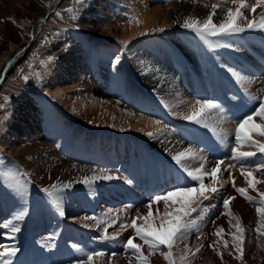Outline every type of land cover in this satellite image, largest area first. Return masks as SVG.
<instances>
[{"label":"bare ground","instance_id":"1","mask_svg":"<svg viewBox=\"0 0 264 264\" xmlns=\"http://www.w3.org/2000/svg\"><path fill=\"white\" fill-rule=\"evenodd\" d=\"M76 1L0 0V4L3 5L0 7V23L2 22L0 34L3 35L5 29H9L13 34L17 30L23 34L28 33L30 29L35 31L38 27L37 19L35 20L37 13L46 16L52 10L54 12V9L69 8L70 4L74 5ZM101 1L105 7L107 0ZM112 2L116 6L112 14L109 15L103 11L101 13L109 20L108 25L101 29L102 34L105 40L115 41L126 49L122 53H124L125 60L129 62L124 61L126 63L123 67L114 69V73L120 78L125 75V69L128 67L132 73V75L129 73V77L131 75L135 78L136 83L126 84V87L120 92L118 100H108L102 97L105 92H108L104 86H107L106 81L112 74L106 72L107 65L103 62L106 54L101 52V44L94 45L91 40L92 26L85 25L82 28L84 29L83 34L88 39L87 41L84 38L82 45L87 50L84 55L88 59L92 58L96 67L86 64V68L80 73L72 68L71 61L69 62L77 56L71 49L74 42L78 40L73 31H67L64 40H59L58 35L55 36L53 47L57 48V45H62L61 52L56 53L57 58L49 59V52L46 51L42 52L41 56L31 53L27 57L29 65L21 64L26 59V54L16 53L18 46H8V51L0 62V70L3 67L9 68L7 70V74L11 72L9 78L14 80L18 78V82L25 86L29 93L24 98L21 109H18L20 123H17L13 129L19 127L24 133L23 135L29 136V138L25 140L23 137H17L13 130L0 129L1 159H12L11 162H16L23 170L29 172L35 185L40 187H49L57 180L63 183L72 181V187L65 189L63 194L62 206L65 211L69 209L67 192L77 188L82 191L87 190L90 186L78 181L82 180L84 176H91L94 171L99 174L101 170H104L118 176L119 179L97 180L91 187L97 186L101 192L106 193L109 189H113L110 185H118L120 189L128 191V196L126 200L124 199L127 202V200L132 201L133 199H148L151 194L163 192L172 184L182 182L181 171L171 159V155L183 151L187 147H192L197 154L205 157V166L210 169L215 165V161L200 146L205 139L211 138L218 145L220 159L225 161L221 168L227 170L223 171V176L220 178L223 187L217 183L220 191L213 194L211 200L201 201L205 211L199 214L193 213L197 224L190 230L185 243L193 250L199 244H203L204 247L200 253L191 257L190 264H264V247L260 246L264 245V239L257 241L254 233L256 205L240 196L232 187L233 181L229 179V174H231L236 187L247 188L248 194L251 196L257 195L256 191L248 188L240 173L239 165L228 167L233 163L229 158V149L234 146L232 133L237 120H232L223 113L220 114L222 118L218 119L217 124L220 137L213 136L209 130L192 123L187 124L184 128H181L180 124L182 115L189 112L190 103L195 102L191 96L206 94L203 83L209 86L215 85V91L219 94L228 92L226 88L233 92H243L248 98L246 103L241 104L234 100L241 108L242 113L252 107L254 101L251 100V97L264 98V91H261L264 89V73L252 76L245 68L246 63L244 62L248 61L255 65V59L259 58L257 55L260 54L264 58V42L262 44L258 42L264 41V32L245 31L231 36L209 37L208 39L214 45L209 48L208 44L201 40L196 33L181 25L183 19L189 15L201 19L206 18L211 12V5L220 3V0H112ZM123 2L127 7L126 12H121ZM157 3H163L164 6L157 7ZM226 7L234 6L228 4L225 5ZM6 9L7 11H5ZM32 12L36 13L32 16L30 15ZM261 12H264V7H258L255 13L247 14L251 18L255 16L258 19ZM223 14L224 9H218L214 21L219 22L223 18ZM129 17H136V19L130 22ZM7 19L17 24L16 27L7 23ZM159 28H164L168 39H170L165 45H161L154 38H145L147 45L143 51L134 52L144 36L156 34ZM47 31L50 33L51 28H48ZM4 32L7 33V31ZM40 33H42L41 30ZM124 41H128L126 46L123 44ZM71 42L73 43L71 44ZM242 42L252 45L256 53L252 56L241 53L239 44ZM179 46L182 47L184 59L182 57L180 59V55H176L177 59H174L177 64H174L176 66L173 68L171 66L173 61L168 54L176 51ZM90 47L94 50L93 57L90 56L92 54ZM66 48H68L67 51ZM229 52L236 53L229 55ZM193 55L202 60L201 68L198 72L187 74L183 68L191 64ZM226 57L231 58L229 64H221V61ZM147 63L157 64L160 66V70H163L162 72L157 71L158 73L155 71L156 76L160 77L159 75H161L160 84L156 85L153 81V78L156 77L150 76L149 70L144 68ZM229 68L237 72L240 78L233 76L228 71ZM260 69L264 72L258 66V70ZM182 70L184 71L181 73L182 75H178L177 72ZM86 71L88 72L86 73ZM24 77H28V79L25 80ZM183 83L189 86V93L183 89ZM133 85L135 94L129 90V87L133 88ZM79 86L84 89V95L72 101L66 99L67 94L77 90ZM118 86L117 84L115 87ZM95 93L102 94L101 98L93 97ZM3 94L4 92H2ZM134 96L140 100L151 101L153 106L147 105L148 115H153V118L160 116L159 119L152 120L131 115L129 111L118 106L122 100H128V98L131 100L130 97ZM33 97L35 101H31ZM12 99L9 97L2 99L4 103L0 104V125L2 121L5 122V119L7 122L12 119V116L8 115L5 110L6 104ZM35 105H38L39 115H41L37 127L33 126L35 119H27L28 116L35 113L33 111ZM30 106L32 107L30 108ZM23 112H26V115ZM23 115L26 119H23ZM155 121L160 123L156 124ZM256 122L259 123L258 118ZM46 125L50 127L48 138L59 143L57 149L64 153L63 158L56 153L57 150L53 148L52 144L46 143L45 140H39L45 133V129L42 130V128ZM53 128L55 130L58 128L56 130L58 137ZM157 128L163 129V133L153 137L147 135L148 132H155ZM176 128L191 133L192 140L189 141L181 136L175 130ZM205 131H208L209 134L205 135ZM252 138L264 143V138L260 136L254 135ZM242 150L257 152V149L253 147H244ZM262 162H264V155L257 152V155L248 162V170L262 166ZM200 163L201 161L196 159L184 161V164L190 169L199 167ZM0 172L4 173L2 167H0ZM253 175L255 179L264 181V171L254 172ZM128 180H131L132 183H127ZM205 183H210V181L206 180ZM127 185L129 189L126 190ZM256 187L259 191L264 192V183H259ZM191 195L194 196L195 193ZM106 196L111 198L110 194H106ZM227 197H235L230 203L231 211L241 218L242 224L247 230L242 261L234 258V255L231 254L235 253L231 242L228 249L224 248L222 242L218 245L223 256L222 259L209 247L217 239L212 233L220 225L225 229L224 238L231 240V237L227 235L229 217L223 208V199ZM86 199V211L82 212L80 216L69 211L70 213H66V215L73 216L66 218L60 216L52 207L43 191L40 192L38 201H28L13 192L8 184L3 183V178H0V252L3 251L4 246L15 245L19 251L11 258L12 264H78V261L92 250L104 251L108 254L97 260L96 264H109L110 259L111 264H129L130 260L131 264H137L131 250L124 248V243L133 234V230L131 228L121 230L119 227L120 222L130 223L137 212L132 214L129 212V208L125 210L126 205L120 202L123 198L117 200L118 202L116 200L108 202L103 198L102 204L95 202L96 199L93 200V198L86 197ZM173 199L179 200L180 197H173ZM119 202L121 207H117ZM22 207L27 209L26 216L23 220H14L15 213ZM157 208L162 214L163 203L153 205V217H156L158 226ZM146 209V207L141 208L139 213L144 215ZM12 216L13 218L9 219ZM85 216H94L104 221H111L118 216L119 222L108 228V236L111 237L117 232L121 233L120 236L117 239H101L105 225L97 227L95 221L84 220ZM9 221L20 229L14 234V238H11L10 229L4 227V223ZM137 223H142V221L137 220ZM53 228H57L59 231H51ZM197 236L201 237L200 240H197ZM134 242L142 243L138 238ZM183 247L182 243L180 248L183 249ZM143 251L147 254L146 246ZM113 252L117 255L110 257ZM150 264H166V261L157 254L150 258Z\"/></svg>","mask_w":264,"mask_h":264},{"label":"snow or ice","instance_id":"2","mask_svg":"<svg viewBox=\"0 0 264 264\" xmlns=\"http://www.w3.org/2000/svg\"><path fill=\"white\" fill-rule=\"evenodd\" d=\"M231 4L234 7H226L225 5ZM207 7V5H205ZM258 7H264V0H220V3H214L211 5V12L206 18H198L194 16H186L183 19L182 27L189 29L196 33L209 48L214 45L208 39L209 37H225L231 36L245 31H262L264 32V12H261L259 18L255 16L249 18L247 13H255ZM224 9L223 18L219 22L214 21V16L217 15L218 9ZM136 17H129V21L135 20ZM139 22V21H137ZM156 29H153L155 31ZM163 31L164 29H158ZM147 34V33H143ZM128 41H124L126 46ZM51 59V57H49ZM120 63V57L116 56L113 60V64L118 65ZM233 76L238 79L239 74L228 69ZM25 80L28 77H24ZM261 91H264L262 89ZM254 101L251 108L244 111L238 118L236 127L233 130L234 146H231L230 159L233 161L228 167L240 166V173L244 177L248 188L256 191V196L248 194L247 188L236 187L234 178L229 174V179L233 181L232 187L240 196L244 197L248 202L256 205L255 207V228L254 233L257 241L264 239V192L257 189L256 185L264 183L255 179L254 172L264 171V162L262 166H257L252 170H248V162L252 157L259 154L264 155V143L254 140V135L264 138V98L251 97ZM224 111L223 106L215 98H198L194 103H190L188 114L182 115V119L203 127L209 130L213 136L220 137L218 131V119L222 118L220 114ZM257 118L259 123H257ZM159 124V121H155ZM163 129L157 128L155 132H148L149 137H153L157 134H162ZM244 147H253L257 149V152L243 151ZM171 159L178 166L183 177L182 182L174 183L170 188H166L163 192L153 193L149 196L148 202L145 207L148 209L147 213L141 215L139 211L130 223L120 222L119 227L121 230L131 228L133 234L124 243L126 250H131L134 259L137 264H150V258L159 254L160 257L166 261V264H190L191 257H194L200 253L204 247L203 244H199L195 250H193L187 243H185L190 230L196 226L197 221L193 217V213L199 214L205 211L202 204V200L207 201L213 198V194L220 191L217 187V183H220V178L223 176V171L227 169L221 168L225 163L224 159H217L215 165L210 169L205 166L206 160L200 154H197L192 147H187L183 151H178L171 155ZM186 159L200 160V166L195 169H190L184 164ZM186 174V175H185ZM219 174V175H218ZM18 173H3L0 172V178H3L8 186L11 187L19 196H23L25 192V185L28 181H21L17 178ZM119 179L118 176H114L104 170H101L99 174L95 171L91 176H84L82 180L78 181L85 185L91 186L97 180H113ZM208 180L210 183H205ZM127 183H132L128 180ZM72 187V181L63 183L59 180L51 184L49 187L43 188L49 203L60 216H64V210L62 206L64 198V190ZM220 187H223V183H220ZM195 193L194 196L191 194ZM173 197H180L179 200H174ZM235 197H227L223 199V208L225 214L229 217L228 220V232L227 235L231 237V240L225 239V229L222 225L217 226L212 235L217 239L209 245L218 256L223 258L218 245L223 243L225 249H228L231 242L232 247L235 249L234 258L243 260L244 245L246 239V228L242 224L241 218L233 213L230 208V203ZM163 203L164 211L161 214L159 208H157V216L159 217V225L156 224V217H153V205H159ZM132 205H126L127 208H131ZM27 214L26 208H21L14 215V220H23ZM84 220H93L96 222V226L105 225L103 227V234L101 239H117L120 236V232L114 233L111 237L108 236V228L116 225L119 222V217L113 218L111 221H104L97 217H83ZM137 220L142 223H137ZM234 221V223H233ZM87 226V225H85ZM5 228H9L12 237L20 229L11 221L4 223ZM139 239L142 243H135V239ZM200 236H197V240H200ZM184 244L183 249L180 248L181 244ZM147 247V254L144 253V247ZM264 247V245H260ZM166 249V250H165ZM19 249L15 245L4 246L3 251L0 252V264H12L11 258L16 255ZM238 253V255H236ZM108 255L104 251H88L84 258L78 261V264H96V261L101 257ZM115 252L110 254V257H115ZM111 264V259L109 260ZM131 264V260L129 261Z\"/></svg>","mask_w":264,"mask_h":264},{"label":"rangeland","instance_id":"3","mask_svg":"<svg viewBox=\"0 0 264 264\" xmlns=\"http://www.w3.org/2000/svg\"><path fill=\"white\" fill-rule=\"evenodd\" d=\"M200 1H202V0H200ZM162 5L164 6L163 3H159V4L157 3L156 4L157 7H163ZM0 7H3V5L0 4ZM115 8H116V6L113 4L112 0H107V5H105V7H104V3L101 0H77L76 2H74V5L70 4L69 8L66 7V8L54 9V12L52 10V12L47 14L46 16L44 14L37 13L35 20L37 19L36 22L38 24V27L35 29V31H32V29H30V31L28 33L23 34L22 32L21 33L18 32V30H17V31H14V34H13V33H11V31L9 29H7V30L5 29L4 31H7V33L3 31V35L0 34V62H1L2 58L5 56V54L7 53L8 46H10V45L18 46V50L16 51V53L23 52L26 54V59H24L23 62H21V64L29 65V62H28L29 59L27 57L31 53H34L37 56H41L42 52L46 51V52H49L51 59L53 57L57 58L56 53L61 52L60 49H61L62 45H57L58 46L57 48L53 47L55 36L58 35L59 40H64V38L66 37V32L67 31H73V34H75V36L77 37L78 40H76L74 42V45L71 47L72 52L77 54V56L74 59L69 60V62L71 61V67L74 68L79 73L82 72V70L86 68V64L89 66H93V67L95 66L96 67L95 62L92 60V58L88 59V57H86L84 55L85 51L87 52V50L82 45V40H84V38L88 41V39L83 34L84 29H82V28H84L85 25L92 26L93 36H91V40L93 41L94 45H96L97 43L101 44V48H102L101 52H104V54H106L105 57L103 58V62L107 65L106 69H108V70L106 71V69H105V71L111 72V74H112V75H110V78H108V81H106V83H108L110 85L107 84L106 87L104 86V88L107 89V91H108V92H105L106 96H104L105 94H103V95L101 94V95L103 98H106L108 100H113V99L118 100L120 98L119 94L124 89V87H126V84L132 83V82L136 83V80H134L135 78L131 77L132 73L128 67H126V69H125V73H124L125 75L120 76V78H118V76L114 73V69H116V68L121 69L126 62H129V61L125 60L124 53H122V52H125L126 49H124V47L122 45L118 44L115 41L105 40V38L102 34L101 29H103V27H106L108 25L109 20L107 19V17H105V15H102L101 13L103 11L104 13L107 12V14L111 15ZM126 8H127L126 4H125V2H123V8H122L121 12H126L127 11ZM5 11H7V9ZM63 12H65V14H63ZM35 13L36 12H32V14L30 13V15L33 16V14H35ZM19 14H21V13H19ZM249 18H251V17L249 16ZM8 22H9V24L11 23V25H13L14 27H16V25H17V24H14V22H11L10 19H7V23ZM0 24H2V22ZM41 24H42V26H41ZM48 28L49 29L51 28L50 33H48V31H47ZM159 29H161V28H159ZM40 30L42 33H40ZM157 31L160 34H157L158 33L157 32L156 34L155 33L149 34V35L147 34L146 36H144V38L141 39V41H139V44H138L139 46H138V48L134 49V52L143 51V48L146 47V45H147V44H145L147 41L146 39L154 38L161 45H165L167 43V41L170 40V39H168V37L166 35L165 29L163 31H159L157 29ZM100 33L102 36L100 35ZM99 37H101V38L97 39ZM258 42H261V44H262L264 41H258ZM72 43L73 42H71V44ZM239 45H240L239 47H241L240 48L241 53L243 52V53L247 54L248 51L250 52V51L255 50L254 47L252 45H250L249 43H246L243 45L240 43ZM40 46H42L43 48H41ZM129 46H131V44H129ZM69 48H70V46H69ZM67 50H68V48H66V51ZM90 52L92 53L90 56L93 57V52H94L93 48L90 49ZM235 53L236 52H229V55H234ZM19 54H21V53H19ZM120 54L123 56H121ZM168 55H169L171 61H173V62H171V64H172L171 66L173 68L176 66L174 64H177V62L174 59V58H176L175 57L176 55H180V59H181V57L184 59L183 50H182L181 46H179L176 51H174ZM90 56H89V58H90ZM116 56H119V57L121 56L120 57V63L118 65L113 64V60ZM257 56L259 58L262 57V56H260V54ZM230 59H231L230 57H226L225 59H223L221 61V64H223V65L229 64ZM124 61H126V62H124ZM191 61H192L191 64H188L187 67L183 68V70H185L187 74H192L193 72H198V71H200V68H201L202 60L200 58L193 55V58ZM156 65L157 64L154 65L152 63H147V66H144V68L146 70L147 69L149 70L148 72L150 73V76L156 77V78H153V81L155 82L156 85H158V84H160L159 81L161 82L162 79H161V75H159L160 77L155 75V71L156 72L157 71L162 72L163 70H160L161 69L160 66L159 65L156 66ZM83 66H84V68H82ZM8 69L9 68H7V67H3V69L0 70V104L4 103V101L2 100L4 97L5 98H7V97L13 98L11 101L8 102V104H6V107H5L6 113L8 115H11L12 119L10 122H7L6 119H5V122L2 121L1 125H0V129L1 130H4V129L13 130L14 132H16L17 137H23L26 140L29 138V136H24L23 135L24 133L22 132V130L19 127L14 128V129H13V127L15 125H17V123H20V119H19L20 112H18L19 111L18 109H21V107H22L21 105L24 102V98L26 96H28V94H29L28 89L25 86H22V84L18 82V80H17L18 78L15 80L9 78L11 72L7 74ZM88 70H89V68H88ZM96 70L97 69L95 68V72H96ZM183 70L180 72L178 71L177 74L182 75L181 73L184 72ZM87 72L88 71H86V73ZM129 73L131 74L130 77H129ZM260 73H264V72L261 71V69H260L258 75H256V76H259ZM75 80H78V79H75ZM134 83H132V84H134ZM117 84L119 86L115 87V86H117ZM115 88H116V90H115ZM129 90H131V93L135 94L134 93V85H133V88L129 87ZM2 92H4L3 95H2ZM83 95H84V89L79 86L77 88V90H74L73 92H69L67 94L66 99H69L72 101V100H76L77 98L82 97ZM94 95H96V96H94ZM101 95L100 94L98 95L95 93V94H93V97L99 98ZM130 98H131V100H129V98H128V100H124V101L122 100L121 103L118 104V106L120 105L119 107L121 109H125V110L129 111L131 115H136V116H140V117H143L146 119H152V120L159 119L160 116L153 118L152 117L153 115L149 114L151 117L148 115L149 110L147 108V105L153 106L151 101H147L145 99L140 100L136 96L130 97ZM31 101H35L34 97ZM126 101H128V102H126ZM138 101H140L142 104L136 103ZM122 102H123V104H122ZM137 104H139V105H137ZM31 107L32 106H30V108ZM33 111H35V113L28 116L27 119L28 118L35 119V122H33V126L37 127L39 125V118L41 117V115H39L38 105H35V110L33 109ZM23 114L26 115V112L25 113L23 112ZM24 115H23V119H26L24 117ZM188 124H189V122H188ZM186 125L187 124H185V125L181 124V126H182L181 128H184V126H186ZM44 129H45V133L43 135H41L42 139H39V140H41V141L45 140V141H47L46 143L52 144L53 148H55V150H57L56 153L60 157L62 156L61 158H63L64 153H61V151L57 149L59 146L58 145L59 143L53 139L50 140L48 138L50 127H48L46 125V127L43 126L42 130H44ZM57 129L58 128H56V130ZM56 130L54 131V133H57ZM47 131H48V133H47ZM204 134L207 135V134H209V132L205 131ZM57 137H58V133H57ZM11 160L12 159H10V158H8L7 160H2L0 157V167H2L4 169V173H8V172L18 173V177H17L18 179H20L21 181H28V183L25 185L26 190L22 196L23 199H26L28 201L29 200L38 201L40 198V192L42 191V189L44 187H40L37 184L35 185V182L33 181L30 173L27 172L26 170H23V168H21L18 164H16V162H11ZM116 181L119 182L118 180H116ZM3 183L8 184L4 181V179H3ZM110 186L115 191L113 189H109L108 192L103 193V192H101V190H99V188L97 186H94V187L90 186V187H88L87 190H84V191H82L79 188H77V189L75 188L76 190H71V191L67 192V197H68L67 201L69 204V206H68L69 209H66L64 211V213H65L64 217L68 218V217L73 216V215H66V213L75 212V214L77 216H80L82 214V212L86 211L85 210L86 203H87L86 197L93 198V200L96 199L95 202H98L99 204L100 203L102 204L103 198L108 202H112V200L117 201L120 198H123V200L121 199L122 201H120V202H123L124 205H127V204L132 205V207L129 208V212H131L132 214L136 213L137 211L141 212L140 209L144 208L148 202V199L146 198V199H142V200L133 199L131 201L132 204H130L131 202H128V201H127L128 202L127 203L125 200H126V197L128 196V191H124V190L120 189V187L118 185H110ZM127 189H129L128 185L126 186V190ZM11 190L13 192H15L12 188H11ZM106 194L107 195L110 194L111 198L106 196ZM117 196H118V198H117ZM120 202L117 203V207L122 206ZM106 206H109V205H106ZM96 207L97 206L95 205V210L97 211ZM147 211H148V209H146V211L144 213L146 214ZM12 218H13V216L10 217L9 219H12ZM51 231H59V230L57 228H53Z\"/></svg>","mask_w":264,"mask_h":264}]
</instances>
